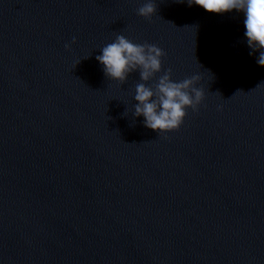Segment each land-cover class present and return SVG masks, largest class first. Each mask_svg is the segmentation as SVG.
<instances>
[{
  "label": "water",
  "instance_id": "water-1",
  "mask_svg": "<svg viewBox=\"0 0 264 264\" xmlns=\"http://www.w3.org/2000/svg\"><path fill=\"white\" fill-rule=\"evenodd\" d=\"M143 2L0 0V264H264V67L243 16ZM119 34L164 51L150 85L200 75L179 129L133 117L139 72L104 75Z\"/></svg>",
  "mask_w": 264,
  "mask_h": 264
},
{
  "label": "clouds",
  "instance_id": "clouds-1",
  "mask_svg": "<svg viewBox=\"0 0 264 264\" xmlns=\"http://www.w3.org/2000/svg\"><path fill=\"white\" fill-rule=\"evenodd\" d=\"M178 2H186L189 7L198 6L211 14L221 15L233 11L241 14L248 54L255 57L258 66L264 67V0H178ZM156 11L155 0H144L137 14L150 18ZM256 53L259 55L255 56ZM164 55V51L157 45L134 43L123 34H119L95 56L102 66L104 75L112 81L123 84L131 73L139 72L142 82L135 86L133 99L136 103L131 109L132 115L134 118L143 117V126L159 135L179 129L187 116V110L190 108L197 111L205 97L203 88L196 87L201 79L200 75L174 81L171 69H168L163 71L155 84H149L162 72Z\"/></svg>",
  "mask_w": 264,
  "mask_h": 264
}]
</instances>
